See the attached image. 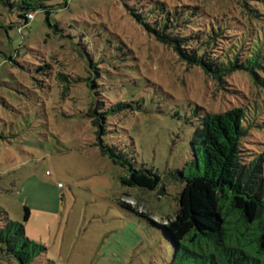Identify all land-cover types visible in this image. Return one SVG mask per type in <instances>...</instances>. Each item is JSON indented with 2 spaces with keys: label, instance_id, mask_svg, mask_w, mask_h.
Masks as SVG:
<instances>
[{
  "label": "rangeland",
  "instance_id": "obj_1",
  "mask_svg": "<svg viewBox=\"0 0 264 264\" xmlns=\"http://www.w3.org/2000/svg\"><path fill=\"white\" fill-rule=\"evenodd\" d=\"M23 1L38 8L24 41L16 27ZM241 1L0 0V226L7 215L23 223L30 209L25 234L46 250L27 264H176L152 220L176 216L185 179L198 173L195 130L206 114L241 106H263L256 121L264 125V91L244 73L218 83L190 67L131 13L151 11L154 20L164 14L159 3L197 7L203 20L227 19L216 52L238 43L247 55L252 39L241 30L248 16L264 26V0H248L252 14ZM90 77L99 84L91 93ZM93 101L109 112L99 121L103 144L158 173L157 190L123 185L127 171L102 153L99 126L86 116ZM243 151L246 159L264 152V126ZM6 250L0 242V264H22Z\"/></svg>",
  "mask_w": 264,
  "mask_h": 264
},
{
  "label": "trees",
  "instance_id": "obj_2",
  "mask_svg": "<svg viewBox=\"0 0 264 264\" xmlns=\"http://www.w3.org/2000/svg\"><path fill=\"white\" fill-rule=\"evenodd\" d=\"M241 2L252 14L248 0ZM159 4V14L164 13L160 19L151 20V11L146 14L133 12L131 15L156 41L171 48L180 61L201 69L218 83L235 73L247 74L264 91V26L252 24L258 20L256 16H248L250 23L241 30V38L252 39L247 55L240 54L238 43L222 54L216 52V47L220 39L228 38L225 35L228 25L223 22L227 19L203 20L204 12L197 7L166 11L163 4ZM41 7H45L44 4ZM19 9L22 12L16 11L20 19L16 27L24 41L35 20L28 21L27 16L31 13L36 15L38 8L23 1ZM46 13L49 17L50 11L46 10ZM253 13L257 14L256 11ZM200 21L208 22L200 24ZM193 26L199 28L194 29ZM10 59L13 60V56ZM87 82L90 93L99 86L94 78H88ZM97 103H90L86 116L93 117V122L99 126L97 135L102 153L127 171L121 178L123 185L157 190L162 183L158 173L135 169L125 154L103 144L105 132L99 121H105L109 112H100L101 105ZM262 113L263 106L252 109L241 106L223 113H209L195 130L191 144L198 173L184 178L176 216L169 218L167 224L152 220L163 229L174 246L176 264H264V152L253 159H246L243 151L250 132L257 125L264 126L263 122L258 124L256 121V116ZM251 115L255 121H251ZM177 173L183 175L180 171ZM122 204L132 209L128 203ZM24 211L23 223L11 221L7 215L0 226V242L8 254L27 264L46 248L26 236L25 224L29 222L31 212L27 206Z\"/></svg>",
  "mask_w": 264,
  "mask_h": 264
},
{
  "label": "built area",
  "instance_id": "obj_3",
  "mask_svg": "<svg viewBox=\"0 0 264 264\" xmlns=\"http://www.w3.org/2000/svg\"><path fill=\"white\" fill-rule=\"evenodd\" d=\"M34 18H35V15L34 14H29L28 16H27V20L28 21H33L34 20Z\"/></svg>",
  "mask_w": 264,
  "mask_h": 264
}]
</instances>
